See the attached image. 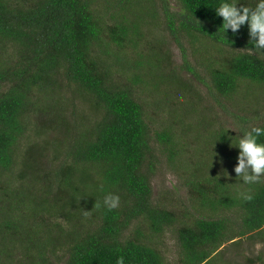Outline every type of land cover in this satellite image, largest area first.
<instances>
[{
    "label": "trees",
    "instance_id": "obj_1",
    "mask_svg": "<svg viewBox=\"0 0 264 264\" xmlns=\"http://www.w3.org/2000/svg\"><path fill=\"white\" fill-rule=\"evenodd\" d=\"M174 2L0 0V264H220L227 242L264 238V177L247 185L236 179L228 169L238 150L219 140L228 130L236 135L221 114L264 127L263 96L251 94L264 91V58L241 51L250 47L246 26L238 38L230 31L224 38L214 11L220 0ZM164 32L206 93L170 69ZM172 86L194 103L178 108L173 101L152 114L147 107L170 98L152 102L148 91ZM55 129L69 137L52 155L57 165L38 158V143L18 159L29 131ZM191 132L201 140L198 156L189 155ZM164 163L189 192L194 212L183 218L154 202ZM108 194L120 198L115 209L103 204Z\"/></svg>",
    "mask_w": 264,
    "mask_h": 264
},
{
    "label": "rangeland",
    "instance_id": "obj_2",
    "mask_svg": "<svg viewBox=\"0 0 264 264\" xmlns=\"http://www.w3.org/2000/svg\"><path fill=\"white\" fill-rule=\"evenodd\" d=\"M168 2L174 7V0H168ZM162 22L157 24L156 26L153 27V33L154 34H161L163 28H162ZM165 35L166 40L169 42L168 48L170 49V52H172L171 56V68H174L175 71H180L181 77L186 80L187 82H192L193 87L196 92H199L200 94L206 93V88L199 83L193 76L192 73H190L187 69L182 68L183 66V56L182 53L180 52V49L177 47L176 43L172 39V37L169 36L166 32L163 33ZM158 37V36H155ZM209 44V43H207ZM188 57L191 62H195L196 60V54L190 49L188 46ZM189 82V83H190ZM251 94H260V96H263V98L259 101L258 105H263L264 104V91H254V89H251ZM178 93L175 95V97H171V95ZM149 94V95H148ZM147 96L152 98L151 101L154 99L161 100L163 99V95H166L168 99L165 103L161 104V108L159 107H153L149 106L147 109L149 111L152 110V114L155 115V110L156 109H171L173 105L180 104L178 108L188 106L189 104L194 103V99H191V96L188 94H181L179 87L176 86V89L174 86L169 87V88H160L159 91L156 90H149ZM243 98H240L241 103H248V97H246L244 94ZM254 95V96H256ZM144 96V95H143ZM145 97V96H144ZM157 100V101H158ZM205 100V98H204ZM235 103H239V99H235ZM173 101L175 103L171 107H167L170 105ZM153 102V101H152ZM206 102V100H205ZM207 103V102H206ZM198 104V102H197ZM196 104V105H197ZM213 105V104H212ZM227 105L229 107L235 106L232 102H228ZM167 107V108H166ZM248 109L250 106H246ZM199 109H201V105L199 104L198 106ZM219 112V109H217ZM241 113V112H240ZM166 114V113H165ZM163 115H158L155 117V123L153 125L154 128L158 127L159 125H162V117L165 116ZM242 114V113H241ZM262 115H264V110L261 112ZM215 118V115H213ZM222 118L223 123H226L229 128L234 129L238 127L236 125V120L231 118L228 115L221 114L220 115ZM251 116V114H249ZM188 116H186L187 118ZM185 118V116H184ZM191 119V116H189L187 119L182 120L185 124L187 123L186 121H189ZM215 127L217 126V121H220V118H215ZM89 126V125H87ZM184 125H180L179 123L175 125V128L178 132V136H180L181 140L184 137V134L182 133L183 131L181 130ZM62 132V133H61ZM74 132H76V129H74ZM189 142L187 143L189 146L187 147L189 149V155L198 156L200 155L199 153H195L196 150L194 147L200 146V139L196 138V134L191 132ZM210 136V135H208ZM68 134L67 130L65 129H55V130H50V132L37 136L34 132L29 131L26 136L23 137L22 141H20L19 145V150L17 157L21 161L23 160L22 156L25 155L27 152L28 146L30 144H36L38 143L40 145V152L41 154L38 155V158L44 162L46 160L49 164L52 163L57 165L58 164V159H56L54 156V153L56 150L62 151V148L67 147L68 143ZM209 147V146H208ZM204 149V154H212V146L210 148L207 147H202ZM44 155V156H42ZM71 159H68V162H70ZM21 167L17 164L15 166L14 174L19 173L21 171ZM233 171L232 168L229 167L228 172ZM181 173H178L176 170H172L171 168L168 167L165 163L161 165V168L156 170L155 174V180L153 181V199L154 202H159L161 206L167 207L168 209L172 210L176 214H178L181 218L184 217V215L187 212H194L193 208L191 207L190 202L188 201L189 199V192L187 189H184L181 185H183V181L181 179ZM55 222H57L56 219H54ZM128 234V233H127ZM167 242H171V238L166 239ZM172 246H169V249L171 250ZM221 252V262L220 264H264V238H261V236L257 235H248L245 236L241 239V241L237 242L236 244H232V242H227L222 246V248L219 250ZM166 257V256H165ZM175 256L173 254L171 255V259H174ZM176 261V258L174 260H171V262Z\"/></svg>",
    "mask_w": 264,
    "mask_h": 264
},
{
    "label": "clouds",
    "instance_id": "obj_3",
    "mask_svg": "<svg viewBox=\"0 0 264 264\" xmlns=\"http://www.w3.org/2000/svg\"><path fill=\"white\" fill-rule=\"evenodd\" d=\"M215 16L221 18L222 24L219 31L225 34L229 31L234 38L243 27H247L248 45L243 50L249 55L257 58H264V0H254L253 4L243 2V0H220L218 6L214 8ZM234 42V41H233ZM236 135L227 136L223 133L220 137H226L229 141V148L236 149V164L233 168L236 179L243 184H255L264 177V142L260 140L264 136V127L252 125H238L236 130H231ZM215 156H218L215 153ZM221 172L229 174L223 168V159H219ZM251 199V196L247 197ZM119 196L108 194L104 197L103 204L109 209H115L119 205Z\"/></svg>",
    "mask_w": 264,
    "mask_h": 264
}]
</instances>
